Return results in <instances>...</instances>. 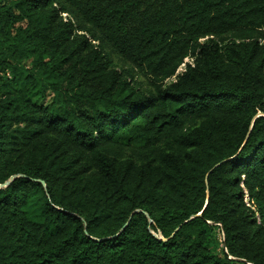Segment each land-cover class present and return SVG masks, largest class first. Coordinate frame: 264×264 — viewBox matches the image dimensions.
I'll return each mask as SVG.
<instances>
[{
  "label": "trees",
  "instance_id": "obj_1",
  "mask_svg": "<svg viewBox=\"0 0 264 264\" xmlns=\"http://www.w3.org/2000/svg\"><path fill=\"white\" fill-rule=\"evenodd\" d=\"M0 264H264V0H0Z\"/></svg>",
  "mask_w": 264,
  "mask_h": 264
},
{
  "label": "rangeland",
  "instance_id": "obj_2",
  "mask_svg": "<svg viewBox=\"0 0 264 264\" xmlns=\"http://www.w3.org/2000/svg\"><path fill=\"white\" fill-rule=\"evenodd\" d=\"M64 17L67 19L68 16L67 15H64ZM188 64H193V59L191 58H188L185 60L184 64L181 66V68L179 69V72H178V75H181L182 73L185 72L186 68H187V65ZM174 80V79H172ZM52 98V95L49 96V100Z\"/></svg>",
  "mask_w": 264,
  "mask_h": 264
},
{
  "label": "water",
  "instance_id": "obj_3",
  "mask_svg": "<svg viewBox=\"0 0 264 264\" xmlns=\"http://www.w3.org/2000/svg\"><path fill=\"white\" fill-rule=\"evenodd\" d=\"M179 72V71H178ZM14 179H16V177H13L9 182H7V184L5 185V186H9L10 185V183L14 180ZM137 213H141V212H137ZM199 216H201V214L199 215ZM179 230H177V232H178ZM174 236V235H173Z\"/></svg>",
  "mask_w": 264,
  "mask_h": 264
}]
</instances>
